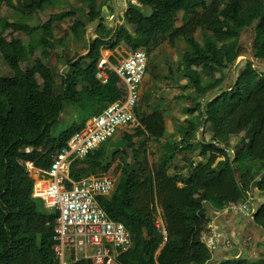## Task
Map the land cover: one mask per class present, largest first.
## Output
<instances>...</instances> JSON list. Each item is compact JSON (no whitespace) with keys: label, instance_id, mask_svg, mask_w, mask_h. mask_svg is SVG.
I'll return each mask as SVG.
<instances>
[{"label":"trees","instance_id":"trees-1","mask_svg":"<svg viewBox=\"0 0 264 264\" xmlns=\"http://www.w3.org/2000/svg\"><path fill=\"white\" fill-rule=\"evenodd\" d=\"M35 1L0 0V5L5 2L24 12L23 19L17 21L0 13V52L8 67L7 74L0 72V264H56L54 235L59 213L47 210L43 201L33 196L34 179L26 162L49 169L56 154L83 128L89 116L100 114L110 102L122 97L120 78L115 73L106 84L97 77L102 48L112 44L114 37L115 44L145 48L149 55L152 42L160 37L173 46L184 40L182 73L196 95L194 107L187 109L193 116L188 121L191 128L180 141L166 146L160 163L154 167L147 162L142 165L147 155L144 136L150 135L152 140L165 136L164 114L160 109L153 110L141 119L143 128L127 134L119 147L110 148L113 142L108 141L85 159L75 161L71 176L80 179L109 171L116 159L123 163L112 195L100 197L108 214L124 223L132 234L133 247L120 257L123 264H141L144 246L149 264H212L213 251L202 242L209 221L207 206L222 210L231 202L241 203L255 188L264 195V69L256 65L264 61V0L129 1L125 24L114 36L113 29L103 21L97 29L99 35L87 44L89 52L66 59L68 69L62 73L41 57L31 66L22 67L37 50L50 57L57 42L69 38L68 34L56 37V26L76 14L71 10L51 15L35 27L25 22L27 11L51 5L50 0ZM86 1V17H74L69 26L81 42L86 41L88 25L99 18L104 5L98 0ZM146 8H151L150 13ZM180 12L183 24L177 25ZM252 27L253 60L244 61L231 89L210 100L204 114L205 97L226 87L225 70L232 69L241 55L242 33ZM38 28L40 35L35 33ZM198 29L207 32L203 41L196 37ZM10 30L30 35L29 45L18 35L7 40L5 33ZM70 103L81 108V120L60 128L67 112L70 116ZM205 121L213 137L194 139ZM241 133L248 135L232 146V137ZM179 155H185L192 166L187 174L178 171L174 162ZM198 156L203 160H195ZM159 202L165 212L167 235L156 224ZM254 222L264 229V202ZM71 264L93 263L82 259ZM220 264H264V257L232 258Z\"/></svg>","mask_w":264,"mask_h":264},{"label":"built area","instance_id":"built-area-1","mask_svg":"<svg viewBox=\"0 0 264 264\" xmlns=\"http://www.w3.org/2000/svg\"><path fill=\"white\" fill-rule=\"evenodd\" d=\"M148 61L145 48L131 49L116 63L112 61L110 49L103 47L97 77L106 84L115 73L120 78L122 97L110 102L100 114L88 118L68 145L56 154L49 169L38 168L32 161L26 162L27 171L34 179L33 196L41 199L47 210L59 213L54 235L56 264H71L82 259L93 264H123L121 255L133 247L130 230L113 219L100 202V197L111 196L115 190L118 178L113 170L80 179L72 178L71 172L75 161L85 159L114 138L120 129L141 126L137 110ZM258 198L255 193L248 192L243 202H231L226 207L254 219ZM156 224L167 235L166 220L156 219ZM207 226L202 242L211 251L216 250L220 241L233 248L230 236L215 222Z\"/></svg>","mask_w":264,"mask_h":264},{"label":"crops","instance_id":"crops-1","mask_svg":"<svg viewBox=\"0 0 264 264\" xmlns=\"http://www.w3.org/2000/svg\"><path fill=\"white\" fill-rule=\"evenodd\" d=\"M98 1L100 4L104 3L102 7V13L103 12L105 13L107 20H103V21L105 24L109 26V28L113 29V33L111 35L112 37L114 36V32L116 31V29L120 25L125 24L124 14L127 8V1L124 2L125 4L123 5V7H120L121 5L119 3V0H111L112 1L111 4H109L110 0H98ZM50 3L51 5L44 7V10L41 9L38 11L37 10L32 11L31 13H28V14L26 13L25 17H26V20L30 19L31 21V23H29L30 25L35 26V27L41 26V24L49 20L51 15H56V14H60L61 12L63 13L66 11H71V10L75 11L72 8L74 7L77 9V7L80 6L81 9H83L82 11L83 13H81L80 16L75 14L74 16H70L67 18V20L68 21L70 20L72 23V19L74 17L85 18L86 14L89 11L88 8H85L83 6L82 0H66L67 5L65 6H62V5L56 6L53 0H50ZM135 3H138V2L136 1ZM110 20H112L113 22L111 23ZM63 21H61L59 24H63ZM97 29L92 31V29L88 25V28L85 34L86 41L82 42L83 44H81L79 48L80 50H84V49L87 50L88 42H90L91 39H94L99 35ZM115 43H116V38L114 37L113 43L107 47L110 49L112 61L117 63L121 59L122 56H125L128 54L131 48L123 42L117 43V44ZM75 47L77 50V46ZM89 50L87 51L89 52ZM151 78L152 77H149V75L147 76L146 74L143 85L141 87V97H142L143 87H144V90H147L149 87L154 85L155 81L151 80ZM152 79H154V77ZM173 81H174V86L173 85L172 86L175 87L173 94L171 96L170 95L165 96L164 101L166 103L164 101L161 102L163 107H159L160 110H162L164 114V118H165V136L161 138L160 140H154V139L152 140L149 134H148L149 135L148 137L144 136V138L147 141L145 146L148 149H147V155L142 161V165H144L146 162L149 163L151 167H154L155 165H157V163L156 164L151 163L148 157V150L149 151L153 150L154 152L156 148L159 149L161 152L159 159L157 161L158 163H160L161 157L166 151V146L169 145L170 142L180 141L182 139L181 135L185 131H188L187 129H185L187 126L186 119H187V124H188V121L191 119L189 115L191 114L187 112V109L194 107L193 97L196 96L195 90L194 88L190 89V87L192 88V86L189 83V79L185 78L183 76V73L179 74V76L177 78H174ZM167 85L171 86V84H167ZM163 89L165 90V87H163ZM188 92L191 94H189ZM168 93L169 92H167L166 94ZM152 112L153 110H145L142 115H139V112L137 110V114L139 116L140 122H141V119L145 115L151 114ZM95 115H98V114H95ZM92 116L94 115H91L88 118ZM189 126L191 125L189 124ZM139 127L143 128L142 122H141V126ZM127 128L120 129L119 132L115 135L113 140L114 141L123 140V138H125L127 134H133V129H135L134 131L135 133L138 127L137 128L130 127L131 129H127ZM114 141H113L112 147L117 146V144H115ZM178 157L179 158L174 161L176 165L179 166L178 171H180L183 174H187L192 168V166L187 163L185 155H179ZM198 157L199 158L201 157L203 159L202 156H198ZM198 157H195V160ZM122 166H123V163L121 162V160L116 159V161H114L111 167V169H113V172L116 174L118 179H119V175L122 170ZM155 211H156V219L158 220L165 219L164 208L160 204V202L156 204ZM206 212H207V215H208L207 217L209 220L208 224L210 222H215L216 225L219 227V229L224 234L230 236L234 244L233 248H230V247L225 246L224 243L220 241L216 250L213 251L214 257H213L212 264H220V262L223 260L239 258V257H246V258H249L250 260H256L261 257H264V229L261 226L257 225L253 219L249 218L243 213L236 214L234 212H231L227 209V207H225L222 210H215L211 208L210 205H208ZM240 220H242V222H240ZM235 249H238V252L235 255H233L232 251ZM236 256H239V257H236Z\"/></svg>","mask_w":264,"mask_h":264},{"label":"rangeland","instance_id":"rangeland-1","mask_svg":"<svg viewBox=\"0 0 264 264\" xmlns=\"http://www.w3.org/2000/svg\"><path fill=\"white\" fill-rule=\"evenodd\" d=\"M27 1H28V3L36 2L35 0H27ZM53 1L55 2L56 6L67 5L66 0H53ZM126 1H127V5H128L129 1H132V0H119V3L121 5L120 7H123V5L125 4L124 2H126ZM208 1L210 2L211 0H208ZM86 2H87L86 0H82L83 6L85 8H88V5ZM111 2L112 1L110 0L109 4H111ZM132 2H136V0H134ZM21 8H22V6H21ZM24 9H26L25 4H24ZM38 9H40V8H38ZM72 9L75 10L76 15H78V16H80L81 13H83L82 12L83 9H81L80 6L77 7V9L74 7ZM22 10L23 9H15L13 7H9L5 2L1 3V5H0V13L4 16L9 17L11 21L22 20L24 17V12H22L23 14L21 13ZM32 11H36V9L35 8H32L31 10L29 9L27 11V14L31 13ZM150 11H151V8L145 9V12H147V13H150ZM59 15H63V13L61 12ZM182 17H183V12H180L177 16V25L183 24ZM25 22L31 23L30 19L25 20ZM40 24H41V22H40ZM70 24H71V21L70 20L68 21L66 18L63 21V24H59L60 26L59 25L56 26L55 35H57V37L64 38L68 34L69 38L65 39L64 42H57L56 49L50 57L42 56V53L40 52V50H37L34 55H31L29 57L27 62L22 63V67L25 69L27 66H31L37 58L41 57L42 60L48 66L54 67L59 73L66 72L68 69V66L66 64V59L73 57L76 54L83 55V54H86L88 52L85 49L84 50L79 49L81 44H83V43L81 41L76 40L75 37L72 35V32L69 29ZM40 30H41V28H38L35 33H38V35H40L41 34ZM92 31H94V30L92 29ZM206 34H207V32L205 33L203 30L198 29L196 32V37L198 38V40L203 41V38ZM16 35L20 36L24 40L26 45H29V43L31 41V37L27 33H24V32L16 33L12 30L5 33L7 40H11V38L13 36H16ZM254 39H255V31H254L253 27L245 30L242 33L241 47H240V54L241 55L239 56V58L237 59L235 64L232 66V69H226L225 70V72L228 74V79L224 84L225 86L230 87L232 85V82L235 80L234 70H233L234 67L237 69V73H239L238 68L242 67L244 64V61L248 59L250 53L251 54L253 53ZM32 42H35V41H32ZM185 45H186V43L184 42V40L180 39L173 46L168 41H162V37H160L156 41L152 42L151 46L153 48V52L149 55V61H148V67H147V73L146 74H147V76L149 75V77H152V78L154 77V79L151 78V80L155 81V83L153 86L149 87L147 90H144V87H143L142 97H141V101H140L139 108H138L139 115H142L145 110H154V109H158L159 107H163L161 102L164 101L165 96H167V95L171 96L173 94L174 89H175V87H173L174 86L173 80H174V78H177L179 76V74L182 73V69H180V68H182L181 56H182V53L184 52ZM75 46H77V50H76ZM175 56H177V57H175ZM174 57L176 58V60ZM258 66L260 68L264 69V66H261V65H258ZM0 72L2 74L8 73L7 64L5 63L1 52H0ZM217 75L220 76V73H218ZM59 76H58V79L60 80ZM37 80L39 83L43 82V79L40 75H37ZM167 84H171V86L167 85ZM163 87H165V90L163 89ZM190 89H193V88L190 87ZM167 92H169V93L166 94ZM189 94H191V93H189ZM69 106L72 107V110L70 111V116L68 117L69 113L67 112L68 114L66 113V115H65L66 122L61 123L60 128L68 126L75 121L78 122L81 120V118L79 117L80 112H81V110H80L81 108L80 107L77 108L75 105H72L71 103L69 104ZM68 110H70V109H68ZM83 115H84V113H83ZM189 117L192 118L193 116L189 115ZM186 125L187 126L185 129L190 130L191 126H189V122L187 124V119H186ZM127 129H131V128L128 127ZM134 131H135V129H133V133H134ZM201 132H202V129L200 128L198 130L197 134L195 135L194 139L200 140ZM247 135H248L247 133H241L239 135L233 136L232 137V146L238 145V143L241 141L243 136H247ZM212 137H213V134H212L210 126L208 125L207 129L205 131V138L207 140H210ZM181 138H183V134L181 135ZM113 139L114 138H111L108 141L113 142L114 141ZM143 139L144 138H142V140ZM136 140H139V138H136ZM122 141L123 140H121V141L116 140V141H114V143L117 144V146L119 147L121 145ZM112 145H113V143L111 144L110 148H112ZM156 150L154 152H153V150H150L151 152L148 150L149 160L153 164H156V163L158 164L157 161H158L160 153H161L159 149L156 148ZM200 158L198 157L197 160L202 161V160H200ZM221 159L222 158L220 157L218 160H221ZM248 192H250L251 194L255 193L256 195H258L259 196L258 200L260 203L264 202V195L261 193V191L258 188H255L253 191L251 190ZM240 222H242V220H240ZM237 252H238V249H235L232 251V254L235 255ZM236 257H239V256H236Z\"/></svg>","mask_w":264,"mask_h":264},{"label":"water","instance_id":"water-1","mask_svg":"<svg viewBox=\"0 0 264 264\" xmlns=\"http://www.w3.org/2000/svg\"><path fill=\"white\" fill-rule=\"evenodd\" d=\"M103 20H107L104 12L101 13V15L99 16V18L96 21L91 22L89 24V27L91 29H93V30H96L100 26V24L102 23ZM110 21H111V23L113 22L112 20H110ZM253 49H254V47H253ZM253 57H254V54L253 53L252 54L250 53V55H249L248 58L253 60ZM257 64L258 65H261V66H264V61H258V62H256V65ZM233 70H234V76H235V80H236V78H237V76L239 75L240 72L237 73V69L235 67H234ZM229 89H231V88L226 86L223 89H217V90H214L211 93H209L205 97V100L203 102V112H204V114H206V112H207L206 111L207 103L210 100H212L213 98H215L216 96H218L219 94H221L222 92H224L225 90H229ZM206 118H207V116H206ZM201 129H202V132H201V138H200V140H203V138L205 136V131H206V121L204 122V125H203V127ZM210 142H212V141H208L207 143H210ZM230 155L231 156L234 155L233 150H230ZM140 256H141V264H149L148 261H147V259H146V257H145V246L142 248L141 253H140Z\"/></svg>","mask_w":264,"mask_h":264},{"label":"clouds","instance_id":"clouds-1","mask_svg":"<svg viewBox=\"0 0 264 264\" xmlns=\"http://www.w3.org/2000/svg\"><path fill=\"white\" fill-rule=\"evenodd\" d=\"M137 1V0H136ZM138 2V1H137ZM135 3V2H134ZM203 127V126H202ZM205 137V136H204ZM201 160H203V159H201ZM198 161V160H197ZM256 195V194H255ZM257 197H259L258 195H256ZM260 202H259V204H258V206H257V209L259 208V206H260ZM258 211V210H257ZM254 220V219H253Z\"/></svg>","mask_w":264,"mask_h":264}]
</instances>
